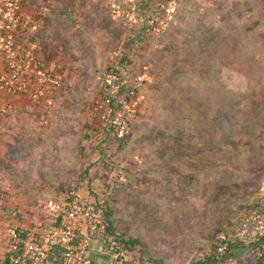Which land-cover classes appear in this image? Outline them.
I'll list each match as a JSON object with an SVG mask.
<instances>
[{
	"label": "rangeland",
	"instance_id": "374dc122",
	"mask_svg": "<svg viewBox=\"0 0 264 264\" xmlns=\"http://www.w3.org/2000/svg\"><path fill=\"white\" fill-rule=\"evenodd\" d=\"M27 4L49 9L32 39L69 88L49 125L27 115L0 154V234L30 230L49 201L81 196L108 209L128 264L212 261L220 236L234 237L264 200V0ZM110 64L127 79L150 68L122 140L92 114ZM218 264L262 263L236 241Z\"/></svg>",
	"mask_w": 264,
	"mask_h": 264
},
{
	"label": "built area",
	"instance_id": "2783aa9c",
	"mask_svg": "<svg viewBox=\"0 0 264 264\" xmlns=\"http://www.w3.org/2000/svg\"><path fill=\"white\" fill-rule=\"evenodd\" d=\"M27 1L0 0V56L4 62L0 94L26 98L37 112L47 113L55 108L66 81L54 69L42 64L38 55L40 49L31 39L39 33L43 15L49 9L28 11ZM118 71L119 67L113 66L106 77L109 92L115 96L126 86ZM150 77V68L145 66L137 81L148 84ZM145 100L144 94L131 91L113 114L111 100L99 98L92 114L101 123L110 122L118 139L122 140L130 135L132 123ZM17 111L15 101L0 107V138L4 133V120ZM41 123L48 124L45 114ZM260 202L262 207L243 219L237 242L250 246L257 262L264 264V200ZM45 210L48 219L26 230V238L15 224L7 226L6 241L0 248V264H100L101 259L106 264H128L127 253L120 250V243L109 237L106 207L102 203L72 196L49 201ZM219 242L220 261L229 254L234 240L222 234Z\"/></svg>",
	"mask_w": 264,
	"mask_h": 264
},
{
	"label": "crops",
	"instance_id": "0c3cea01",
	"mask_svg": "<svg viewBox=\"0 0 264 264\" xmlns=\"http://www.w3.org/2000/svg\"><path fill=\"white\" fill-rule=\"evenodd\" d=\"M27 10L28 11L29 10H33V6L31 7L30 4H27ZM43 21H44V18H43ZM43 21L41 22V24L43 23ZM39 33H40V31H39ZM39 33H37L36 35H34L35 39H37L36 37L39 35ZM34 42L36 44V41H34ZM38 55L40 57V60H41L42 64L45 67L54 69L55 73L57 75L61 76V74L58 73L59 70H57V64H56L55 58H52L48 52H44L42 54L41 49H40ZM3 70H4L3 57L0 56V72H2ZM60 97H61L60 98L61 100L59 101V103L57 102L58 104H56L59 107L61 106L60 103H61L62 99L64 98L63 94ZM8 101H15V103L18 106V111H17V113H16L15 116L12 115V116H10V117H8V118H6L4 120L5 128H4V135H3V137L4 136L5 137L3 139H1V141H0V154H2V152H6V150L10 147V145L14 143V141H16L18 138H21L20 136L22 134L20 133V130H18V128H15V127H20L21 125L28 126L27 122L30 120V118L27 115H35V114H38L39 113V112H37L35 109H33L30 106V104H29V102H28V100L26 98H23V97H13V96H11L9 94H0V107L3 106ZM38 115H40V114H38ZM49 116L52 117L51 115H49ZM14 118H16V119H14ZM24 121L26 123L22 124ZM14 122L17 123V125H15ZM11 124H12L13 128L16 129L15 132H14V130H9L8 127ZM48 125H49V121H48ZM32 132H34V131H32ZM29 133L30 132H27L26 135H28ZM20 145L21 144L18 143L15 146H17L18 148H20ZM15 146H13L14 147V150H18L19 151V149L18 148H15ZM1 231L2 230H0V233H1ZM5 239H6V236H5V231H4L2 234H0V246L5 243V241H6ZM100 264H106V262L101 259Z\"/></svg>",
	"mask_w": 264,
	"mask_h": 264
},
{
	"label": "trees",
	"instance_id": "16d2710c",
	"mask_svg": "<svg viewBox=\"0 0 264 264\" xmlns=\"http://www.w3.org/2000/svg\"><path fill=\"white\" fill-rule=\"evenodd\" d=\"M110 66L111 67H113L114 65L113 64H110ZM124 73V72H123ZM122 73V74H123ZM118 74L126 81V86H125V88L123 89V91H122V93L121 94H119V95H117V96H115V95H111V93L109 92V89H108V87H107V85H106V83L104 84V91H103V93H102V96L100 97L101 99H106V100H108V99H110L111 100V102H112V105H111V107H112V111H113V114H115L116 112H117V110H118V108L120 107V103H121V101L123 100V99H125V98H127V97H129V93L131 92V91H136V92H138V93H142V94H144V95H146L147 94V91H148V87L150 86V85H147V83H140L139 81H137V78L135 77V79L134 78H130V79H127V75L126 74H121V72H119L118 71ZM69 88V84L66 82V84H65V89H64V91H63V94H64V92L67 90ZM59 99V98H58ZM94 107V106H93ZM92 110H93V108H92ZM52 111V110H51ZM49 112L50 111H48L47 113L49 114ZM140 113V112H139ZM38 114H40L41 115V119H42V117L44 116V114H46V113H44V111L42 112V113H38ZM45 117H47V115H45ZM93 117H94V119L96 120V122L99 124V126H101L102 128H105L108 132H110L111 130H112V132H113V134H112V136H115L117 139H118V137L116 136L117 134H116V130H115V128L112 126V124L110 123V122H107V123H101L99 120H98V118L97 117H95L94 115H93ZM132 130H133V125H132ZM132 130H131V132H132ZM118 140H120V139H118ZM1 164H0V168H1ZM73 196V195H72ZM104 205V204H103ZM257 205V204H256ZM258 208H260V204L258 203ZM257 207V206H256ZM12 214V213H11ZM109 211H108V209L106 208V221H107V223H108V229H109V237L111 238V239H113V240H116V241H118L119 243H120V246H121V251L122 252H127V249L125 248L126 246H125V243H124V241H123V239L122 238H120V236H117L116 235V233H115V231L113 230V226H112V224L110 223V219H109ZM8 217H11V215H8ZM241 219H243V217L241 218ZM20 231L22 232V236L24 237V238H26L27 237V234H28V232L25 230H22V229H20ZM230 238H232V240H234V242L232 243V245H231V247L233 246V244H235L236 243V241H237V234L233 237L232 236V234H230V233H226ZM135 244V243H134ZM127 245V244H126ZM129 245H127V247H128ZM130 247V246H129ZM216 254L218 255V250H217V252H216ZM143 261V260H142ZM143 262H145V261H143ZM211 262H215V264H218L219 263V255L218 256H216V257H214V259L212 260V261H206V260H204V259H200V260H198L197 261V263H200V264H212ZM258 263V262H257Z\"/></svg>",
	"mask_w": 264,
	"mask_h": 264
}]
</instances>
